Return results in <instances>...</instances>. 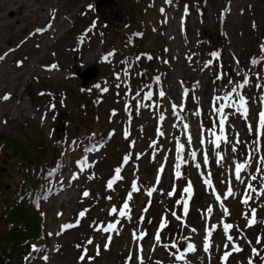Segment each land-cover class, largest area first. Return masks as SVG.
<instances>
[{"label":"rangeland","instance_id":"rangeland-1","mask_svg":"<svg viewBox=\"0 0 264 264\" xmlns=\"http://www.w3.org/2000/svg\"><path fill=\"white\" fill-rule=\"evenodd\" d=\"M206 2L203 16L196 0H110L108 5L104 0H0V56L4 57L0 60V141L4 136L19 139L32 158L39 148L48 158L57 129L55 134L62 138L61 144L64 139L65 147L43 197V236L35 243L29 264H138V255L144 264H185L175 260L183 253L180 242L196 247L195 252H185L187 264H222L225 223L233 225L229 235L243 249L233 253L228 264H248L250 258L253 264H264L251 252L256 247L264 256V239L256 244L258 236L264 238V195L251 193L247 205L241 202L246 184L258 191L264 185L261 173L256 172L257 160L264 157V134L259 137L260 152L241 172L244 183L235 179V165L248 159L258 138L255 131L249 132V125L257 127L262 110L264 87L256 85H264V64L253 66L247 60L260 51L263 42L264 0ZM112 39L114 55L118 49V53L125 51L121 58L129 51L121 44L131 41V54L136 52L135 44L142 54L152 51L155 75L162 79L153 86L150 99L136 96L142 82L148 81L140 72L125 81L115 69L118 56L112 60L114 55L103 50ZM212 53H219V59ZM124 63L123 71L128 67ZM52 65L57 67L46 70ZM89 67H95L98 75L82 86L78 73L84 74ZM210 72L221 77L218 84L211 81ZM245 75L249 84L237 92L248 101L246 118L237 92L232 91ZM29 80L41 88V99L31 101L27 96ZM227 88L232 100L222 94ZM4 95L10 99L3 100ZM217 137H221L219 148L214 143ZM179 145L184 149L178 153ZM192 152H196L195 159ZM4 156L0 150V196L12 183ZM125 156L127 163L122 161ZM181 160L177 178L175 165ZM117 168L122 179L109 189ZM254 174L255 181L251 180ZM189 182L190 195L184 192ZM133 184L138 191H132ZM229 187L235 195L225 199ZM84 192L89 195L85 197ZM125 202L130 212L122 217L119 213ZM113 207L117 212L110 215ZM253 209L256 222L249 227ZM81 212L83 218H79ZM77 223L62 231L63 225ZM112 223L119 234L96 230ZM213 226L206 253V230ZM109 236L111 243L105 250ZM89 239L92 244L87 243ZM85 248L87 256L81 262Z\"/></svg>","mask_w":264,"mask_h":264},{"label":"trees","instance_id":"trees-1","mask_svg":"<svg viewBox=\"0 0 264 264\" xmlns=\"http://www.w3.org/2000/svg\"><path fill=\"white\" fill-rule=\"evenodd\" d=\"M201 13L205 14L207 7L206 0H196ZM126 10V9H125ZM128 17V13L126 12ZM264 36V25L262 27ZM112 42V43H111ZM110 45L104 46L105 51H111L114 47V40ZM147 62L141 66L144 74L147 72ZM25 92L33 99H41L40 87L34 80L26 84ZM59 118V115H58ZM62 139V138H61ZM59 137L55 132L52 134L51 144L54 151L48 158L41 148L32 158L28 148L20 143V140L9 139L4 136L0 141V150L5 154L6 168L12 181L8 192L0 196V264H29L33 257L34 244L42 239V216L41 210L44 194L51 182L52 175L57 172V163L60 151L63 149ZM54 172V173H53ZM4 190V186L1 191Z\"/></svg>","mask_w":264,"mask_h":264},{"label":"snow or ice","instance_id":"snow-or-ice-1","mask_svg":"<svg viewBox=\"0 0 264 264\" xmlns=\"http://www.w3.org/2000/svg\"><path fill=\"white\" fill-rule=\"evenodd\" d=\"M166 2H167V3H171V0H166ZM163 11H164V10L161 9V12H163ZM53 15H54V14H53ZM49 27H50V25H49ZM41 31H43V30H42V29H37V32H41ZM260 52H261V54H262V59H264V45H261V46H260ZM108 55L111 56V55H114V53H109ZM211 55H212L215 59H217V60L219 59V53H212ZM3 58H4V57L0 56V60H2ZM147 58H148V59H152L151 56H148ZM103 59H104L105 61H107V60H108V56H105ZM137 59H139V57H138ZM165 63H167V62H165ZM250 63H251L253 66L259 65V64H261V59H252V60L250 61ZM56 67H57L56 65H52V66H50V67H49L48 69H46V70H53V69H55ZM220 78H221L220 76L217 77V79H220ZM258 78H260V77H259V74H258ZM117 79H119V77H117ZM157 82H159L158 78H157ZM229 83H232V81H229ZM248 84H249V78H248L247 75H245V77H244V79H243V82H242V83H241V82H237L236 87L233 88L232 91H233V92H237V89H243V88H245ZM97 87H99V86L97 85ZM256 87H257V88H262V87H264V85L257 84ZM104 91H107V89H104ZM138 94H139V93H137V95H138ZM41 95H44V93H41ZM160 95L163 96L164 93L161 92ZM183 95L186 96V95H187V92H185ZM237 96H238V98H239V107H240V109L242 110V114H243V115L245 116V118H246L247 115H248V108H247L248 101H247L246 97H245L244 95H240L239 92H237ZM145 98L150 99V98H151V93H147ZM2 99L5 100V101H7L8 99H10V97H9L8 95H4V96L2 97ZM226 99H229V100H230V97H226ZM260 100H261L262 110L258 113V125H257V127H256L255 129H253L252 126L249 125V132L251 133V132L255 131V132H256V135H257V137H258L256 140L253 141V143L256 145V147L253 148L252 151L248 154V159H247L244 163H238V164L235 165V179H236L237 181L241 182V183H244V180H243L242 177H241V172L249 166V163H250L252 157L255 156L256 153H259V152H260V139H259V137H260L262 134H264V96H261V97H260ZM61 103H63V101H61ZM228 106L231 107V104H229ZM50 108H51V109H54V108H55V105H54V104L50 105ZM182 110H183V109H181V111H182ZM217 111H218L219 113L223 114L224 109H223V108H219V109H217ZM113 114H115V113H113ZM224 124H225V119L222 118V119L220 120V129H221V132H223V130H224ZM188 127H189V126H188L187 124L184 125V128H185L186 130L188 129ZM212 134L215 136V133H212ZM161 135H163V133H161ZM125 138H127V133L125 134ZM225 139H226V138H225ZM220 140H221V137H217L216 140L214 141V143H215V147H216V148H219V147H220ZM188 141H189V143H191V136H190V135H189V137H188ZM236 142L239 143L240 141L237 140ZM74 143H75V142H73V144H74ZM210 143H212V142H210ZM183 149H184V145H179V146H178V149H177L178 153H179V152H182ZM232 151H233V152L236 151L235 147H233ZM191 156L193 157V159H195V157H196V152H192V153H191ZM177 158H178V160L180 159L179 156H178ZM128 159H129V157H128V156H125V158H124V163H127ZM220 159L223 160V157H220ZM182 162H183V161L181 160L180 163H176V165H175V169H176V177H177V178L180 177L179 169H180V167H181V163H182ZM204 162L207 163V156L204 157ZM196 167L199 168L200 165L197 164ZM158 171H159V172H162V171H163V168L159 169ZM256 172H257V173H261V175H260L259 178H260L261 180H264V157H260L259 160H257V168H256ZM120 173H121V168H117V169H115V179L109 181L108 184H107V187H108L109 189H111V188L113 187V184L115 183L116 180H120V179H122ZM73 178H76V177H73ZM256 179H257V175L254 174V175L251 176V180L255 181ZM204 183L207 184V185H209V186H211V181H210V180H205ZM138 190H139V189L136 187V185L133 184V185H132V191H138ZM152 191H155V189H153ZM184 192H185L186 194H188V195L191 194V182H189L188 186L184 189ZM251 193H255L256 196L264 195V185H261V187H260V189H259V191H258V190L253 186V184H251V183L246 184V191H245V193H244V199H242V201H241L243 204L247 205V204L249 203V200L252 199V195H251ZM151 194H152L151 191L148 192V195H149V196H150ZM83 195H84L85 197H87V196L89 195V193H88V192H84ZM169 195H171V193H169ZM234 195H235V194H234V192L232 191L231 187H229L228 190H227V194H226V196H225V199H227L228 197H232V196H234ZM109 199H110V197H109ZM127 199H128V200L131 199V194H129V196L127 197ZM216 199H217V200H220V196L217 195V196H216ZM187 210H188V206H187V204H184V212H185V215L187 214ZM223 211H224L225 214H228V209H227L226 207L223 209ZM116 212H117V209H116L115 207H113V208H111L109 214L112 215V214H115ZM128 212H130L129 204H128L127 202H125V203L123 204V210L120 211L119 215L123 217V216H126V215L128 214ZM207 213H208V214H211V213H212V208H211V207H209V208L207 209ZM84 215H85L84 212L79 213V218H83ZM173 215L175 216V213H173ZM255 216H256V212H255V209H253V210H252V218L248 220V226H249V227H251V226H253V225L255 224V222H256V220H255ZM129 219H130V216H129ZM177 219L179 220L180 217H177ZM117 223H118V222H117ZM75 226H79L78 223L75 224V225H73V224L63 225V226H62V231H63V230H66V229H68V228H71V227H75ZM163 226H166V224H164ZM232 228H233V225H231V224H227V223H225V224L223 225V233H224V235H225V237H226L227 243H225V245H224V248L226 249V251L224 252L223 256L221 257L222 264H228L229 257H230L233 253H239V252L243 251V249H242L239 245H237V244H235V243L233 242V237H232L231 235H229V232H230V230H231ZM96 230H97V231H104V232H112V231H115V232H117V234H119V232H118V230H117V227H116V223L109 224L107 227H105V228H103V229H99V228H97ZM192 231L195 232L196 229H192ZM213 231H215V226H213V228H211V229H207V230H206V238H205V241H204V248H203V250H204L206 253L209 252V251H210V248H211V243H210V241H211V236H212V232H213ZM133 236H134V237L136 236V233H135V232H133ZM140 238H142V237H140ZM155 239H156V241L158 242V241L160 240V236L157 234V235L155 236ZM262 239H264V238L258 236L257 239H256V244H261ZM87 243H88V244H92L93 241H92L91 239H89V240L87 241ZM110 243H111V237L109 236V237L107 238V240H106L105 245H104V249H105V250L108 249ZM248 243H249V245H251L252 242H251V241H248ZM229 246H231V247H230V250H227V249H229ZM77 247L80 248V245H77ZM187 247H188L189 251H192V252H195V251H196V247H195V245L189 244ZM139 251L142 252L143 249L140 248ZM251 252H252V256H253V257H260L262 260H264V256H261V252H260L256 247H252V248H251ZM96 255H97V256L100 255V248H99V246H97ZM185 255H186L185 253H181V254H179V255H176V256H175V260H177V261H184L185 264H187V262H186V260H185ZM86 256H87V249L85 248V249L82 251L81 256L79 257V260H80L81 262H84ZM45 259H46V258H45ZM91 259H92L91 257H88V260H89V261H91ZM132 259H133V257H132V256H129L128 260L131 261ZM136 259H137V261H138V264H144V259H143L142 256L138 255ZM158 264H159V262H158ZM248 264H253V259L250 258L249 261H248Z\"/></svg>","mask_w":264,"mask_h":264},{"label":"water","instance_id":"water-1","mask_svg":"<svg viewBox=\"0 0 264 264\" xmlns=\"http://www.w3.org/2000/svg\"><path fill=\"white\" fill-rule=\"evenodd\" d=\"M110 0H104V2L107 3L108 5V2ZM98 74V72L96 71L95 67H89L88 69L85 70L84 74H80L78 73L80 79H81V82H82V85L86 84L88 81H91L92 79H94V77ZM178 248L180 249L181 252H185V250H187V246L186 244L183 242H181L179 245H178Z\"/></svg>","mask_w":264,"mask_h":264},{"label":"bare ground","instance_id":"bare-ground-1","mask_svg":"<svg viewBox=\"0 0 264 264\" xmlns=\"http://www.w3.org/2000/svg\"><path fill=\"white\" fill-rule=\"evenodd\" d=\"M30 1V0H29ZM48 1V0H47ZM32 2V1H31ZM62 2V1H61ZM40 4V3H39ZM14 5V4H13ZM56 5V4H55ZM19 6V5H18ZM31 6V5H30ZM40 7V6H39ZM57 7V6H56ZM19 8V7H18ZM17 8V9H18ZM32 8V7H31ZM17 11V10H16ZM36 11V10H35ZM15 12V11H14ZM25 16V15H24ZM28 16V15H27ZM29 17V16H28ZM57 20V19H56ZM57 22V21H56ZM6 54V53H5ZM62 191V190H61Z\"/></svg>","mask_w":264,"mask_h":264}]
</instances>
